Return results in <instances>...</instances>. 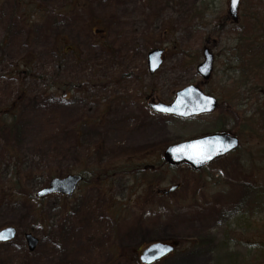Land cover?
Wrapping results in <instances>:
<instances>
[{"label":"rangeland","instance_id":"374dc122","mask_svg":"<svg viewBox=\"0 0 264 264\" xmlns=\"http://www.w3.org/2000/svg\"><path fill=\"white\" fill-rule=\"evenodd\" d=\"M228 8L229 0H0V119L11 122L0 125V229L18 233L0 244V264H137L155 241L179 243L157 264H264V87L240 82L238 60L264 43V0H241L237 23ZM204 48L215 60L201 83ZM154 49L165 57L150 76ZM188 85L219 101L216 115H155L138 97L168 104ZM230 116L237 152L198 172L160 166L166 147L220 131ZM128 159L147 164L132 182L120 169ZM80 172L87 181L72 198L33 199L51 178ZM176 184L167 206L153 205L156 190ZM118 210L125 218L115 221ZM26 233L39 240L34 252Z\"/></svg>","mask_w":264,"mask_h":264},{"label":"water","instance_id":"95a60500","mask_svg":"<svg viewBox=\"0 0 264 264\" xmlns=\"http://www.w3.org/2000/svg\"><path fill=\"white\" fill-rule=\"evenodd\" d=\"M240 0H230L229 15L234 21H237V11ZM162 51L154 50L148 55L149 72L153 74L161 65ZM204 61L197 67L198 74L205 80H209L213 71V55L208 49L203 51ZM217 102L214 98L205 95L197 87L189 86L176 93V99L171 105H151L150 108L157 113L173 115L181 118H189L201 114H211L216 110ZM166 109L167 111H161ZM210 148L214 151L209 152ZM238 148V141L234 137L226 134H214L194 141L186 142L167 149L164 157L171 165L187 164L195 170L202 169L212 161L220 158ZM177 149L183 151L178 152ZM82 177L78 175H68L63 178H54L49 186L37 195L44 197L50 194H57L70 197L75 192L77 185L81 182ZM172 188L169 192H172ZM17 231L13 227H7L0 230V244L8 243L14 240ZM28 249L33 252L38 240L31 234L25 236ZM173 251L169 245L156 243L144 250L140 256L143 264H152L163 258Z\"/></svg>","mask_w":264,"mask_h":264},{"label":"trees","instance_id":"16d2710c","mask_svg":"<svg viewBox=\"0 0 264 264\" xmlns=\"http://www.w3.org/2000/svg\"><path fill=\"white\" fill-rule=\"evenodd\" d=\"M256 24H253V29L256 28ZM247 29L249 28L248 24L246 25ZM241 42H245L247 38L245 36H242L239 39ZM248 41H252V38H248ZM249 48V49H248ZM241 57L238 59L240 61V67H239V74L240 79L243 85H246L247 81H252L257 88H263L264 87V43H259V45L256 44H249L247 45V48L244 47L243 52L240 55ZM264 90V89H262ZM236 99V97H235ZM221 107L219 106V109ZM245 121V120H244ZM249 121L247 119L245 122ZM227 123H225V120L223 118H220L218 120V124L220 125V130L225 131L229 128H231V116L226 120ZM5 125L4 127L8 129V127H11V122L8 120L7 122L3 119L0 120V125ZM260 126V124H258ZM262 128V126H260ZM92 175H94L92 173ZM104 179V177H102ZM17 180L15 183L16 187L18 186Z\"/></svg>","mask_w":264,"mask_h":264},{"label":"flooded vegetation","instance_id":"af4514ba","mask_svg":"<svg viewBox=\"0 0 264 264\" xmlns=\"http://www.w3.org/2000/svg\"><path fill=\"white\" fill-rule=\"evenodd\" d=\"M164 54H165V53H164ZM163 56H164V55H163ZM150 76H151V75H150ZM152 76H153V75H152ZM138 97H139L140 100H141V99H142V100L144 99V101H145V103H146V106H147V109L149 108L150 103H159V102L156 101V99L153 97V95H149V96L145 97L144 94L139 93ZM216 113H217V112H216ZM216 113H215V115H216ZM163 153H164V152H162V154H161V158L159 159V161L162 160ZM159 161H158L156 164H159ZM145 165L147 166V164H146V163H143L141 160H137V159H135V160H133V159H128L127 161L123 162V166L126 167V169H125V168H120V169H121V172H122L123 174H126L127 176L130 177V179H129V178H127V179L131 181V179L134 180V179L137 177L136 172H138L139 169H140L142 166H143V168H144ZM160 166L163 167L164 165L161 164ZM159 170H160V169L155 168V169L151 170V172H157V171H159ZM131 182H132V181H131ZM133 184H134V183H133ZM134 185H135V184H134ZM176 186H178L179 188H178L177 190H175L174 192L168 194V195H164V193L166 192L165 190H160V189L156 190L155 193L157 194V197L159 198V200H150V201L153 202V203H155V204H153L154 206H156V205H158V204H161V203H162L164 206H167V205L165 204V202L168 201V198H169L171 195L177 193V192L180 190V186H181V185H180V184H176ZM134 191H135V189H134ZM134 191H133V192H134ZM162 199H163V200H162ZM152 207H153V206H152ZM123 214H124V213H123ZM148 214L150 215V212H149ZM126 216H127V215H126Z\"/></svg>","mask_w":264,"mask_h":264},{"label":"bare ground","instance_id":"6f19581e","mask_svg":"<svg viewBox=\"0 0 264 264\" xmlns=\"http://www.w3.org/2000/svg\"><path fill=\"white\" fill-rule=\"evenodd\" d=\"M128 4H132V3L130 1H127V3L124 5L122 11L127 12L131 8ZM136 21H137V19L136 20L133 19L132 21H130V24L134 27H138V24L136 23ZM70 107L72 108V106H70ZM72 111L73 110H71L70 112H72ZM159 130H160V132L157 131V132H159V134L157 135V139H163L165 137V135L162 134L163 131L165 132L164 127L160 126ZM157 132H155V133H157ZM74 261H78L76 256H74ZM81 262H82V259H81Z\"/></svg>","mask_w":264,"mask_h":264},{"label":"snow or ice","instance_id":"6c2138e0","mask_svg":"<svg viewBox=\"0 0 264 264\" xmlns=\"http://www.w3.org/2000/svg\"><path fill=\"white\" fill-rule=\"evenodd\" d=\"M233 2H235V0H233ZM161 111H167V110L166 109H161ZM214 150H215L214 148H210L209 152L214 151ZM176 151L181 152L183 150L182 149H177ZM0 239H2V237H0Z\"/></svg>","mask_w":264,"mask_h":264}]
</instances>
